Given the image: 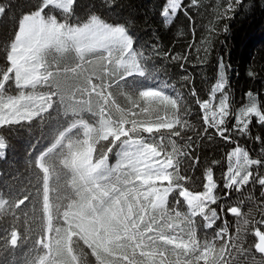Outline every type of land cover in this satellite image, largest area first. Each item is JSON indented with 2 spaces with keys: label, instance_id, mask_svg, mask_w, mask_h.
<instances>
[{
  "label": "trees",
  "instance_id": "16d2710c",
  "mask_svg": "<svg viewBox=\"0 0 264 264\" xmlns=\"http://www.w3.org/2000/svg\"><path fill=\"white\" fill-rule=\"evenodd\" d=\"M169 2L0 0V264H264V0ZM39 11L122 26L143 74L95 50L18 76Z\"/></svg>",
  "mask_w": 264,
  "mask_h": 264
},
{
  "label": "rangeland",
  "instance_id": "374dc122",
  "mask_svg": "<svg viewBox=\"0 0 264 264\" xmlns=\"http://www.w3.org/2000/svg\"><path fill=\"white\" fill-rule=\"evenodd\" d=\"M74 0H42L44 5H51L55 8L61 9L63 11H68L72 5ZM179 0H170L167 6L164 9V14L166 18L171 19L177 12ZM1 14V9H0ZM30 15L39 16L41 20L45 21L47 24L50 23L52 26L57 29L55 31L56 40L51 42L52 45L47 43V53L48 55H64L67 52H70V55H73L75 60L77 61L78 73L83 75V72L86 71V65L82 62V55H89L90 52H94L95 50L101 51L103 53L109 54L113 53L112 50L115 51L117 55L116 59H113L112 62H115V71H123L124 75H141L143 74V70L141 66H139V62L133 53L132 50V38L127 34L126 30L123 29L122 26L119 25H111L105 23L97 16H91L89 20L78 26H68L65 24H60L55 20L52 16H43L42 12H34L30 13ZM26 15L22 18V30L20 33V40L26 42L27 39L31 38L32 31L28 26L29 21ZM40 26V25H39ZM68 26V27H67ZM67 28V29H66ZM17 45V52L19 53L21 48ZM34 53H38L39 50L44 48V43L40 44L37 42L33 47H35ZM27 55L29 52H26ZM114 56V53H113ZM12 61L16 60V56L11 57ZM98 63H91L90 67H101V60ZM68 62L62 63L61 67L63 70H68L70 67L67 65ZM109 62L105 60V66H107ZM18 63L13 66V68H17ZM61 67L59 69H61ZM28 68H24L27 70ZM77 72V71H76ZM64 74V73H63ZM32 77V76H31ZM18 86L16 85L15 78H13L12 83H8L6 89L11 91L12 93H16V89ZM17 96V94H16ZM15 96V97H16ZM3 155V145H0V156ZM4 199L0 197V207L3 205ZM16 240V237L12 238V241Z\"/></svg>",
  "mask_w": 264,
  "mask_h": 264
},
{
  "label": "crops",
  "instance_id": "0c3cea01",
  "mask_svg": "<svg viewBox=\"0 0 264 264\" xmlns=\"http://www.w3.org/2000/svg\"><path fill=\"white\" fill-rule=\"evenodd\" d=\"M0 9H2L0 7ZM29 24L28 26L31 28L32 36L31 38L27 39L26 42H23L20 40V33L22 30V22H20L17 34L15 38L12 40L10 45V50L8 53V59L11 66H15V64L21 63V68L23 69L24 74H19L18 76L24 77L26 80L29 78L32 79V81H35L36 79L39 80L40 78V71L39 68L42 65L48 66H55L57 61H60L58 65H61L62 63H66L70 65V54H64V55H48L47 53V43L49 42L51 45V42H54L56 40L55 36V29L54 26L50 23H46L45 21L41 20V23H39V16L30 15L27 16ZM40 25V26H39ZM68 27V26H67ZM67 29V28H66ZM39 42L40 44L44 43V48L42 50H39L38 53H30V51L34 48L33 46ZM19 45V48H21L22 51L19 53L17 52V45ZM26 52H29L28 55ZM12 56H16V60L11 59ZM62 66V65H61ZM28 68L27 70H24V68ZM21 69V70H22ZM32 76V77H31ZM38 82V81H37ZM21 85L24 84L23 81L19 82ZM44 89V87H43ZM42 92V88L40 87L37 91L39 92L37 96L32 95V98L36 97L37 99L46 98V89ZM12 97H15V95H12ZM11 97L7 96L6 99H9Z\"/></svg>",
  "mask_w": 264,
  "mask_h": 264
},
{
  "label": "water",
  "instance_id": "95a60500",
  "mask_svg": "<svg viewBox=\"0 0 264 264\" xmlns=\"http://www.w3.org/2000/svg\"><path fill=\"white\" fill-rule=\"evenodd\" d=\"M22 202H20L18 205H20ZM13 235H16V232L13 233ZM254 237L256 239L254 249L257 254H260L264 259V234L260 233V231H256L254 234ZM14 240L12 241V244L14 245Z\"/></svg>",
  "mask_w": 264,
  "mask_h": 264
},
{
  "label": "bare ground",
  "instance_id": "6f19581e",
  "mask_svg": "<svg viewBox=\"0 0 264 264\" xmlns=\"http://www.w3.org/2000/svg\"><path fill=\"white\" fill-rule=\"evenodd\" d=\"M256 231H257V230H256ZM256 231H255V232H256Z\"/></svg>",
  "mask_w": 264,
  "mask_h": 264
}]
</instances>
